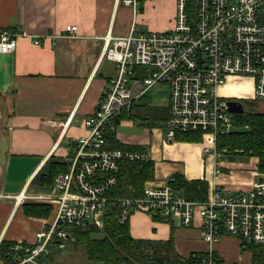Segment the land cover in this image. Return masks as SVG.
<instances>
[{"label": "built area", "instance_id": "1", "mask_svg": "<svg viewBox=\"0 0 264 264\" xmlns=\"http://www.w3.org/2000/svg\"><path fill=\"white\" fill-rule=\"evenodd\" d=\"M113 1L116 7L131 8L135 18L139 0ZM66 32L75 35L78 27L67 26ZM27 35L0 29V52H14L18 38ZM41 41L37 37L34 43ZM104 44V57L116 64L117 73L95 112L84 120L88 134L76 141L69 172L55 178L48 196L0 191V199H13L18 207L30 199L52 206L51 217L32 241H12L7 249L10 264H50L54 253L75 241L72 228L102 229L111 207L120 209V222L141 211L177 219L184 227L198 226L209 249L193 253L187 264H219L222 258L215 247L225 237L239 239L243 248L260 246L264 255V175L250 189L233 194H226L215 179L202 201L187 199L173 185L175 176L161 185L147 182L143 197H115L111 193L121 164L150 161L152 152L107 148L120 115L140 104L151 87L163 84L169 90L166 137L171 141L177 133L201 134L198 142L216 164L218 176L226 154L218 151V137L235 129L236 114L228 105L234 97L223 87L243 80L251 91L237 98L264 101V0H176L173 22L164 30L143 32L134 19L126 37L109 33ZM2 243L0 237V247Z\"/></svg>", "mask_w": 264, "mask_h": 264}, {"label": "crops", "instance_id": "2", "mask_svg": "<svg viewBox=\"0 0 264 264\" xmlns=\"http://www.w3.org/2000/svg\"><path fill=\"white\" fill-rule=\"evenodd\" d=\"M132 13L131 8L116 7L113 0H0V29H18L28 34L18 38L14 52H0L2 193L17 195L26 192L32 197L51 193L54 185H43V177L48 175L53 163L71 160L76 141L88 134L84 120L95 112L110 81L116 76V64L104 57V37L109 33L126 37L133 24ZM70 25L78 27L77 34H67L66 28ZM37 37L42 38L39 44L34 43ZM238 81L241 82L234 79L223 87V91L233 97L243 95L245 92H239L233 84ZM247 88L249 93L250 87ZM148 92L151 96H164V99L154 100L159 103L155 105L146 102L147 95L144 96L140 104L132 107L141 117L123 119L115 137L117 142L126 146L124 149L151 150L155 174L147 182L161 185L176 175L189 181L204 180L208 183V197L210 183L215 179L226 194H233L250 189L254 181L263 178L256 157L255 169L250 175L234 171L235 164L223 160L224 157L219 163L221 173L215 176L216 164L203 154L201 144L170 141L166 137V125H143L145 135L123 136L118 131L120 126L128 120L134 123L145 119V104L168 108L166 85L156 84ZM5 138L7 149L3 154ZM207 161L211 162L209 179L206 177ZM25 203L50 205L38 199ZM19 212L25 230L9 234V223L15 221ZM51 215L48 218L27 216L13 199L1 198L0 237L7 241H32L44 220ZM144 224L146 230L141 229ZM130 230L133 237L139 239L168 240L172 237L175 250L178 246L176 253L185 257L209 249L198 226L184 227L177 219L156 220L149 213L139 211L130 218ZM174 234L181 237L180 242L175 241ZM215 252L226 263L252 262V251H244L240 240L233 237H225L215 247Z\"/></svg>", "mask_w": 264, "mask_h": 264}, {"label": "trees", "instance_id": "3", "mask_svg": "<svg viewBox=\"0 0 264 264\" xmlns=\"http://www.w3.org/2000/svg\"><path fill=\"white\" fill-rule=\"evenodd\" d=\"M145 117L144 125L148 127L166 125L169 109L153 108L145 104L143 106ZM141 117L136 113V108L125 111L117 120V126L126 118ZM149 122H148V121ZM235 129L227 135L218 137L217 148L219 152L226 150L225 156L232 159L235 156L256 157L259 159L258 171L264 173V113L246 110L243 113L235 114ZM116 132L107 148H126L125 145L116 141ZM176 140L186 142H198L201 140L199 133H177ZM136 149V148H131ZM142 149V148H139ZM73 152L68 162L53 163L48 175L43 177V185L52 186L55 178L61 173L69 172L72 164ZM224 156V157H225ZM155 166L153 161L146 162H123L121 164L119 180L111 195L115 197L139 198L144 196L145 183L154 178ZM173 185L180 190L187 199L202 201L207 198L208 183L204 180H186L182 175L175 176ZM27 216L48 218L52 212V206L47 204L25 203L22 205ZM120 209L111 207L105 217V225L102 229L92 228H72L76 236L75 245L86 248L87 258L91 262H102L104 264H187L189 257L176 253L175 243L171 237L168 240L139 239L133 237L130 230V220L120 222L117 219ZM156 220L172 221L169 218L153 216ZM172 227L174 223L170 222ZM12 241L3 240L0 247V258L4 264H10V257L7 253ZM253 253L251 264H264L263 248L249 245L243 248ZM50 264H56L53 256ZM219 264L226 263L220 260Z\"/></svg>", "mask_w": 264, "mask_h": 264}, {"label": "rangeland", "instance_id": "4", "mask_svg": "<svg viewBox=\"0 0 264 264\" xmlns=\"http://www.w3.org/2000/svg\"><path fill=\"white\" fill-rule=\"evenodd\" d=\"M175 8H176V0L175 4L173 0H139L138 5V13L134 18V13L131 14L132 22L134 19L136 20V28L143 31H161L164 30L166 27L170 26L173 22V18L175 15ZM133 12V10H132ZM240 92L248 93V85L244 84V81L241 80L233 83ZM164 99V96H151L150 92H148L146 96V102L149 101L155 105H158L157 101L154 103V100ZM239 99V98H238ZM241 102L244 104L246 110L256 111L260 113H264V101L258 100H242ZM163 103V102H162ZM144 119V116H143ZM144 120H137V122H132V120H128L125 125L120 126L119 133L124 135L132 134L133 137L141 136L146 134V127L143 125ZM229 162L235 164L232 167L234 171H238L240 173L250 175L251 171L255 169L256 159L255 157H242V156H235L233 159L229 156H225V159ZM239 165V167H238ZM243 167H240V166ZM207 167V179H209L211 174L209 170H211V162H206ZM20 216L21 213H18V216L15 218V221L11 220L9 223V234L13 232H21L24 231V225L20 223ZM142 230H146L147 226L141 227ZM179 233V232H177ZM8 234V236H9ZM175 241H181V237L174 234ZM201 239V238H200ZM176 250H178V246H176ZM56 264H104L102 262H91L87 258L86 248L81 245H75L73 242L68 243L67 247L61 251L54 253L53 255Z\"/></svg>", "mask_w": 264, "mask_h": 264}, {"label": "water", "instance_id": "5", "mask_svg": "<svg viewBox=\"0 0 264 264\" xmlns=\"http://www.w3.org/2000/svg\"><path fill=\"white\" fill-rule=\"evenodd\" d=\"M228 105H229V110L233 113H243L245 111L244 104L241 101H236L231 99L228 101ZM6 149H7V141L5 138L3 139V147H2L3 154L6 151Z\"/></svg>", "mask_w": 264, "mask_h": 264}, {"label": "flooded vegetation", "instance_id": "6", "mask_svg": "<svg viewBox=\"0 0 264 264\" xmlns=\"http://www.w3.org/2000/svg\"><path fill=\"white\" fill-rule=\"evenodd\" d=\"M233 100H236V101H241L240 99H238L237 97H234Z\"/></svg>", "mask_w": 264, "mask_h": 264}]
</instances>
